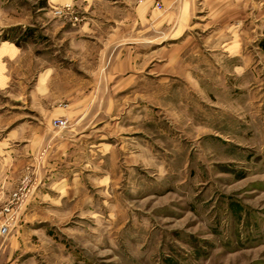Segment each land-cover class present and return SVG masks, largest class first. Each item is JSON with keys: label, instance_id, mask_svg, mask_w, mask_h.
<instances>
[{"label": "rangeland", "instance_id": "1", "mask_svg": "<svg viewBox=\"0 0 264 264\" xmlns=\"http://www.w3.org/2000/svg\"><path fill=\"white\" fill-rule=\"evenodd\" d=\"M0 264H264V0H0Z\"/></svg>", "mask_w": 264, "mask_h": 264}]
</instances>
